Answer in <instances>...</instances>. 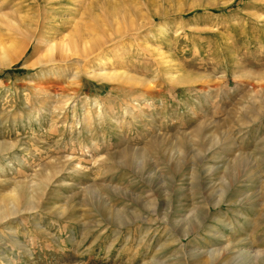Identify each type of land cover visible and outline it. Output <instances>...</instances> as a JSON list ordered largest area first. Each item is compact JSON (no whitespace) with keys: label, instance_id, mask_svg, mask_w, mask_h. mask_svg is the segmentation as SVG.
Listing matches in <instances>:
<instances>
[{"label":"rangeland","instance_id":"1","mask_svg":"<svg viewBox=\"0 0 264 264\" xmlns=\"http://www.w3.org/2000/svg\"><path fill=\"white\" fill-rule=\"evenodd\" d=\"M0 264H264V0H0Z\"/></svg>","mask_w":264,"mask_h":264},{"label":"bare ground","instance_id":"2","mask_svg":"<svg viewBox=\"0 0 264 264\" xmlns=\"http://www.w3.org/2000/svg\"><path fill=\"white\" fill-rule=\"evenodd\" d=\"M11 62V61H10ZM10 62L9 61H7L6 63H3V65H5V66H7V65H9L10 64ZM107 76H109V75H103L102 77H107ZM110 77V76H109ZM97 79H99V78H97ZM242 159V158H241ZM204 216H205V214H204ZM209 254H211V253H215L214 252V250L213 251H207ZM246 253V252H245ZM194 254H195V252H194ZM202 254V253H201ZM216 255V254H215ZM9 256V255H8ZM195 256V255H194ZM214 256V255H213ZM213 256H211V257H213ZM246 256V255H245ZM259 256V255H258ZM257 257V256H256ZM254 258V257H253ZM252 258V259H253ZM6 259H7V257H6Z\"/></svg>","mask_w":264,"mask_h":264}]
</instances>
